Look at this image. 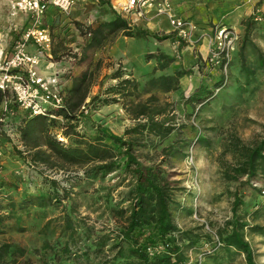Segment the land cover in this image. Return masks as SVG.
<instances>
[{
    "label": "rangeland",
    "instance_id": "374dc122",
    "mask_svg": "<svg viewBox=\"0 0 264 264\" xmlns=\"http://www.w3.org/2000/svg\"><path fill=\"white\" fill-rule=\"evenodd\" d=\"M94 2H76L68 12H59L50 5L47 7L42 24L51 33L50 50L54 49L60 54L63 51L71 53L59 61H54L51 53L47 56L49 62L61 65L58 72L52 75L56 76L57 82L51 89L60 96L59 93L67 89L72 78L83 80L80 85L88 95L85 104L89 103V106L87 110L81 107L76 112L79 114L77 129L88 139L95 126L102 127L108 133L123 135L125 129L135 123L123 106L125 100L121 98L91 112L92 96L97 97L96 101L118 97L106 92L117 83L118 78L112 77L118 72L124 73L123 78L136 79L133 72L139 75L141 86L130 96L135 101L154 95L158 98L157 104H171L167 109L168 118H171L167 124L174 126L171 134L164 140L151 135L145 142L146 146L136 147L135 155L142 167L153 168L168 181L174 207L178 208L174 211L178 227L211 237V243L202 240L197 248L188 251L192 263L196 260L203 264H214L212 258H206L207 255L204 257L202 253L225 248L220 243V234L226 235V227L235 217H239L238 221L264 227V209L259 215L252 214L264 208V191L260 195V190H264V177L258 173L249 177L239 172L243 160L240 147L253 146L264 139V18L256 21L253 31L243 28L238 34L227 61H230L229 67L225 65L219 68L221 63L212 64L209 61L210 51L203 58L198 55L195 47L199 40L184 53L174 49L176 60L172 67L185 70L187 74L180 78L178 90L163 93L147 84L151 76L156 77L161 73L150 72L153 62L142 70L145 55L137 38L125 36L129 38L125 45L117 44L115 39L123 35L118 32L103 46L85 47L86 37L78 34L75 22L95 27L104 14H108L109 19L116 14L110 6ZM6 3L7 14L17 16L18 13L11 15L8 0ZM192 3L197 1L186 0L180 7L187 9L181 17L196 21L190 9L191 6L195 7ZM177 8L176 0H172L171 9ZM129 22L136 27L133 21ZM136 23L138 27L143 25L140 21ZM212 30L213 27L209 29ZM176 39L175 36L173 40ZM6 90L12 94L10 89ZM191 97H196L192 98V103L187 100ZM203 97L211 99L202 105L200 100ZM8 98V112L3 110L4 103H0V197L6 194L19 199L22 194L45 191L48 187L50 189L49 180H56L60 186L70 189L79 205V220L74 235L76 244L71 247L76 254L66 257L63 262L71 264V257L79 255L83 264H99L101 257L98 258L99 253H94L91 248L93 239L97 234L107 233L109 227L113 226L111 214L103 211L107 210L110 198L111 202L117 201L119 206L127 204L128 182L132 178L122 169L96 177L84 176L83 171L88 165L60 167L57 158H51L48 163L33 162L34 139L41 141L43 135L35 136L34 132L29 137H22L15 126L22 114L30 112L17 106L13 94ZM11 101H14L15 108L9 104ZM56 121V126L46 121L43 128L46 127L51 133L59 132V124L65 120L59 117ZM50 218L51 223L44 232V223ZM40 221L26 233L0 235V242L12 237L15 242L28 248L41 247L46 239L52 245L54 241L65 243L67 231L62 230L61 211L56 210L49 218ZM244 235L252 248L254 263L264 264V235L252 232L248 226L244 227ZM224 252H219L221 264H246L240 252L232 248L229 254ZM84 253H88V258L84 259L87 255ZM30 258L33 264H47L43 256L31 254Z\"/></svg>",
    "mask_w": 264,
    "mask_h": 264
},
{
    "label": "trees",
    "instance_id": "16d2710c",
    "mask_svg": "<svg viewBox=\"0 0 264 264\" xmlns=\"http://www.w3.org/2000/svg\"><path fill=\"white\" fill-rule=\"evenodd\" d=\"M105 2L101 1L100 4L106 5ZM260 14L264 17V12ZM75 25L78 34L86 37V48L103 46L105 41L118 32L130 38L149 35L147 30L129 25L128 19L117 13L95 27L81 22H75ZM256 25L254 15H251L245 22V29L253 31ZM182 46L183 44L180 47ZM50 53L54 61L71 54L65 51L56 53L54 49H51ZM151 58L155 61L153 74L155 71L161 74L151 76L147 84L163 93L178 90L179 80L187 71L173 70L171 73H165L176 59L160 49L145 54V59ZM225 63L226 67L230 66V61H224L219 68ZM123 76L124 73L121 72L113 75L112 78H118V81L106 91L118 97H107L98 101L95 96L90 98L91 112L101 105L117 102L118 98L125 100L123 106L135 123L125 129L123 135L108 133L102 127L95 126L88 139L77 129L79 114L76 112L81 107L87 110L89 106V103L85 104L88 95L80 85L83 80L79 77L72 78L67 89L59 93L61 103L58 106L48 104L43 106L41 113H24L15 127L23 138L34 132L35 136L43 135L41 141L34 139L33 162L48 163L51 158H57L60 167L88 165L83 171L84 176L96 177L122 169L132 178L128 182L129 189L125 200L127 204L119 206L117 201L111 202L110 198L107 210L103 211L111 214L113 226L109 227L110 231L107 233L97 234L93 239L91 248L94 253H99V264H203L202 261L196 260L192 263L187 253L190 249L197 248L202 240L211 243V237L178 227L174 215L178 208L174 207L172 188L168 181L153 168L142 167L135 155L136 147L146 146L145 142L151 135L164 140L171 134L174 126L167 124L171 120L167 115L168 106L171 104H157L158 98L154 95L135 101L130 96L138 91L139 84L136 79ZM4 96L12 97V94L8 90L0 91V103ZM192 98L196 99L191 97L187 99L188 102L192 103ZM210 99L211 97H203L200 104H206ZM13 103L14 101H11V107L15 108ZM59 117L65 120L59 124V132L51 133L46 127L43 128L46 121L56 126V119ZM240 149L243 160L239 172L249 177H254L257 173L264 177V139L253 146H241ZM76 178L79 179L74 177ZM48 182L50 189L48 187L45 191L22 194L19 199L6 194L3 198L0 197V235L9 232L26 233L34 228L37 222L49 218L54 211L59 210L63 216L62 230L67 231L65 243L54 241L52 245L50 240L46 239L43 246L28 248L20 242H15L12 237H6L0 242V264H33L31 254L45 257L47 264H68L63 260L76 254L71 247L76 244L74 235L79 220V205L70 189L60 186L56 180ZM262 191L264 190H260V195ZM262 209L264 208L252 214L259 215ZM238 219L239 217H235L229 222L225 230L226 235L220 234V243L225 248L212 250V253H202L203 256L207 255L206 258H212L214 264H221L219 252L223 250L229 254L230 248L243 254L246 264H255L252 248L245 240L244 227L248 226L252 232L262 235L264 227L247 224ZM51 220L52 218L44 223V232ZM84 254H87L84 259L88 258V253ZM80 258L79 255L71 257V264H83Z\"/></svg>",
    "mask_w": 264,
    "mask_h": 264
},
{
    "label": "built area",
    "instance_id": "2783aa9c",
    "mask_svg": "<svg viewBox=\"0 0 264 264\" xmlns=\"http://www.w3.org/2000/svg\"><path fill=\"white\" fill-rule=\"evenodd\" d=\"M79 1L89 0H8L11 15L19 12L27 14L29 24L22 29L19 38L11 45L10 55L4 61L0 59V90L10 89L17 106L28 110L31 114L41 113L44 105L58 106L61 103V97L51 89V86L57 82L56 76L48 79L39 77L37 65L40 58L28 52L27 47L33 44L39 54L49 56L51 33L49 28L42 24L47 7L50 5L59 12H68ZM92 1L96 3L106 1L105 4L109 5L112 11L133 23L148 12H152L156 17H165L177 37L174 41L177 48L181 42L185 48H193L198 41V39H192L196 24L191 20L174 15L171 9L172 0ZM262 18L264 17L259 14L254 15L256 21ZM213 38L214 43L210 50L209 61L214 65L227 62L238 34L231 27L219 26L214 29ZM3 103V110L8 112V101L5 100Z\"/></svg>",
    "mask_w": 264,
    "mask_h": 264
},
{
    "label": "crops",
    "instance_id": "0c3cea01",
    "mask_svg": "<svg viewBox=\"0 0 264 264\" xmlns=\"http://www.w3.org/2000/svg\"><path fill=\"white\" fill-rule=\"evenodd\" d=\"M197 3H192L190 9L193 12L194 20L196 24V31L192 35V39L199 40L195 48L198 55L202 58L209 54V51L214 43L213 31L216 27L224 26L233 28L237 34H241L243 28H245V22L251 15H261L264 12V0H196ZM186 0H176L178 6L177 9L172 10V13L176 16L181 17V14L187 9H180L181 6L185 4ZM193 2V0H192ZM6 0H0V59L4 61L10 55V47L14 41L19 38L22 29L29 24V15L24 13H18L17 16H9L7 14L8 7H5ZM7 4V3H6ZM7 6V5H6ZM108 6V5H107ZM54 9V8H53ZM54 11H57L54 9ZM109 15L104 14L101 16L99 22L108 20ZM137 21H140L143 25L141 27L137 26ZM135 25L138 28H142L148 31L149 35L145 37H134L141 42L142 52L153 53L157 49H160L167 54L173 55L174 49H178L181 53L188 51L191 48H183L179 46L177 48L174 45L173 38L176 36L175 32L172 31L168 20L165 17H156L152 12L146 13L140 19H136ZM47 27V26H46ZM213 27L212 31L209 29ZM48 28V27H47ZM117 35V34H116ZM112 37V36H111ZM110 37V38H111ZM109 38V39H110ZM130 38V37H129ZM129 38L126 39L125 36L119 35L115 39V43L124 44ZM133 38V37H132ZM108 39V40H109ZM27 51L31 54H35L40 58V63L38 65L37 71L41 78L46 79L53 73H57L61 65L54 62H49L47 60V55L39 54L36 47L33 44H29ZM191 53V51H189ZM192 55V54H191ZM197 57V56H196ZM145 58V56H144ZM153 62V63H152ZM151 65V73L153 74V66L155 65L154 59H145L143 63V69L148 68ZM147 64V65H146ZM175 64V63H174ZM173 66V64H172ZM170 67L169 71L165 73H171L174 67ZM148 70V69H147ZM146 70V73H147ZM171 70V71H170ZM130 72V71H129ZM158 72V71H157ZM141 74V73H140ZM136 76V81L141 86V81L139 75ZM4 91V90H0ZM7 98V99H6ZM7 100L9 102L8 96H4L3 102ZM11 104V103H9Z\"/></svg>",
    "mask_w": 264,
    "mask_h": 264
}]
</instances>
